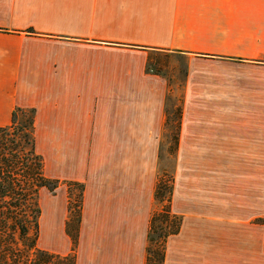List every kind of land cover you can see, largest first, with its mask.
Instances as JSON below:
<instances>
[{"label":"crops","instance_id":"0c3cea01","mask_svg":"<svg viewBox=\"0 0 264 264\" xmlns=\"http://www.w3.org/2000/svg\"><path fill=\"white\" fill-rule=\"evenodd\" d=\"M152 52L188 61L163 264H264V0H0V127L33 108L46 176L83 185L75 264H145L169 92ZM41 191L38 247L66 255V186Z\"/></svg>","mask_w":264,"mask_h":264},{"label":"trees","instance_id":"16d2710c","mask_svg":"<svg viewBox=\"0 0 264 264\" xmlns=\"http://www.w3.org/2000/svg\"><path fill=\"white\" fill-rule=\"evenodd\" d=\"M34 114L33 108L15 107L10 124L0 127V264H75L84 188L79 182L46 176L44 160L35 149ZM176 126L172 134L174 151L180 117ZM60 184L67 189L65 232L71 248L66 255L38 247L40 191L54 193ZM173 184V174L169 180L164 175L156 178L154 202L161 208L154 207L150 215L145 264H163L166 240L180 230L182 218L171 210ZM261 222L264 224V219Z\"/></svg>","mask_w":264,"mask_h":264},{"label":"rangeland","instance_id":"374dc122","mask_svg":"<svg viewBox=\"0 0 264 264\" xmlns=\"http://www.w3.org/2000/svg\"><path fill=\"white\" fill-rule=\"evenodd\" d=\"M148 61L150 62V68L148 69L149 71L161 74L168 79L169 92L165 105L166 125L164 131L166 140L160 141V155L158 159L157 177L164 175L165 179L169 180L172 174L174 176V169L177 159V150L174 151L172 134L176 132V121L179 117L181 119L183 113L182 97L184 90V79L188 71V61L182 56L165 52H152ZM235 68L239 69L237 67ZM41 192V195H55L56 193V191L54 193H50L45 189H43ZM75 193L76 191L73 190V194ZM155 208H161V206L155 204Z\"/></svg>","mask_w":264,"mask_h":264}]
</instances>
